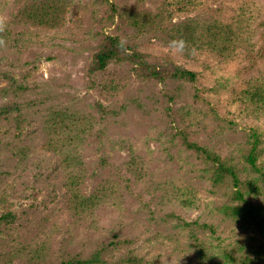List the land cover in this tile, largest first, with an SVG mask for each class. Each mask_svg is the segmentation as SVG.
<instances>
[{
	"label": "rangeland",
	"instance_id": "374dc122",
	"mask_svg": "<svg viewBox=\"0 0 264 264\" xmlns=\"http://www.w3.org/2000/svg\"><path fill=\"white\" fill-rule=\"evenodd\" d=\"M195 1L70 0L52 28L29 16L51 0H0V264H207L203 255L264 264L259 218L229 215L237 189L215 186L205 159L232 164L247 202L264 208V104L249 94L264 90V0ZM243 12L255 19L252 41L242 42L252 55L218 57L199 31L182 53L169 47L183 41L185 24ZM107 36L164 77L142 78L131 63L92 78ZM179 72L195 79H174ZM58 122L73 128L69 146L84 163L76 184L47 151V128ZM253 136L262 142L257 170L245 157ZM181 191L197 210L178 203Z\"/></svg>",
	"mask_w": 264,
	"mask_h": 264
},
{
	"label": "trees",
	"instance_id": "16d2710c",
	"mask_svg": "<svg viewBox=\"0 0 264 264\" xmlns=\"http://www.w3.org/2000/svg\"><path fill=\"white\" fill-rule=\"evenodd\" d=\"M70 0H51V4L42 6L36 10H33L29 13L31 19L37 22L40 26H50L52 28H56L60 26V13L61 9L67 6ZM189 4L194 5L196 2L195 0H187ZM242 10L243 7H242ZM221 11V9H220ZM183 12V11H181ZM252 16H247L246 12H243L242 15H238L237 18L229 20L228 22H219L217 20L214 23H210L209 25L206 23H191L185 24L183 27V31L185 33V38L183 42H185L186 47H189L192 43V39L190 36H195L196 33L199 31V39L203 45L207 46L208 49H212V52H218V57L221 58H231L235 51L239 48L244 49L246 53L252 55V45L244 48L242 42L244 39H247L248 42L252 41L253 37V28L252 23L255 19L251 18ZM235 22V23H232ZM248 34V35H246ZM225 45V46H224ZM185 47V48H186ZM229 47H231V51H229ZM204 46H202V49ZM261 51V50H260ZM259 51V52H260ZM226 52H229L226 55ZM258 52V53H259ZM257 54V53H256ZM253 55L254 59L255 55ZM147 56H143V54L132 50L129 46H126L119 38L113 36H107L106 39L103 41L102 45L96 49L93 61L90 68V76L93 78L97 74L105 72L111 65L113 64H133L137 65L135 71L138 76H142V78L149 79V80H161L164 76L162 74V70L154 66V64L147 62ZM260 59H264V51L262 52ZM174 79H187V76H190L191 79H195V74L192 72H179L172 74ZM171 75V76H172ZM23 88V86H22ZM254 96H250V100L253 103H263L264 104V90H257L256 93H251ZM125 105H122V109H124ZM3 111V110H2ZM101 112L106 115L110 116H118L115 107H103L101 108ZM7 111H3L1 115L6 116ZM52 127L47 128V151L52 153H58L63 159L62 164L64 165L65 169L68 171V175L71 176V180L73 184H76L74 180L80 179V175L83 173V162L80 161L79 154L74 151L70 145L75 143L74 138L70 135L73 128H70L68 133L62 132L63 128L60 127L58 123H52ZM60 135V136H59ZM61 138V140L56 139ZM255 139V140H254ZM259 136H253L252 145L253 148L250 151H247L245 154L247 163L254 169L257 170L258 164L257 161L262 156V150L257 151L260 144L262 143ZM191 148L197 149L195 145H191ZM260 149V148H259ZM199 151V150H198ZM206 160L207 164L211 166V179L215 186H220L225 182H232L234 187L237 189L235 192V196L233 200L235 202H240V204H236L235 206H230L227 208L229 211V215L237 220H244L249 219L251 223H255L259 218V225L264 228V208L261 206H251L243 193H241L240 185L241 180L238 176V173L235 170V167L232 164H227L220 158H218L213 153H207ZM169 191L165 194V197L170 196L168 194ZM187 193L181 191L179 204L187 209L188 207L191 210H197L199 206L194 207L195 202L191 197H185ZM170 201L173 202V199L176 201L178 198H173L171 195ZM181 199V200H180ZM180 224L186 225V227H190V224H186L180 219ZM202 259L207 263H209L208 259H206L203 255ZM260 259L264 260V249L260 255ZM89 263V262H88ZM80 264H85L84 262H80ZM215 264V263H212ZM246 264H253V263H246Z\"/></svg>",
	"mask_w": 264,
	"mask_h": 264
},
{
	"label": "clouds",
	"instance_id": "9594fccd",
	"mask_svg": "<svg viewBox=\"0 0 264 264\" xmlns=\"http://www.w3.org/2000/svg\"><path fill=\"white\" fill-rule=\"evenodd\" d=\"M0 28H2V22H0ZM169 47L172 49L174 54H177L184 51L186 44L183 41H172L170 42Z\"/></svg>",
	"mask_w": 264,
	"mask_h": 264
}]
</instances>
